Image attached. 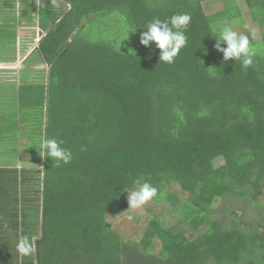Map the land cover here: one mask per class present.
Here are the masks:
<instances>
[{
  "label": "trees",
  "instance_id": "1",
  "mask_svg": "<svg viewBox=\"0 0 264 264\" xmlns=\"http://www.w3.org/2000/svg\"><path fill=\"white\" fill-rule=\"evenodd\" d=\"M17 1L5 22L39 30L28 61L49 70L46 83L25 78L7 111V154L25 167H0V264H264V0H243L250 24L235 0ZM179 13L191 16L187 44L163 64L140 34ZM233 18L256 53L247 70L214 47ZM42 136L62 140L71 161L42 158ZM137 179L158 194L130 209ZM223 199L251 205L256 221L226 225ZM20 235L36 243L22 259Z\"/></svg>",
  "mask_w": 264,
  "mask_h": 264
},
{
  "label": "clouds",
  "instance_id": "2",
  "mask_svg": "<svg viewBox=\"0 0 264 264\" xmlns=\"http://www.w3.org/2000/svg\"><path fill=\"white\" fill-rule=\"evenodd\" d=\"M190 22L191 16L187 13L174 14L164 20L154 17L147 23V30L140 34L139 43L146 48H150V45L154 44L155 48L159 50V62L171 65L180 54L181 49L187 44L185 33ZM222 44L225 47H222ZM214 47L217 52L223 54L224 61H239L244 70L253 65V57L256 53L250 46L249 37L238 33L231 26L224 25L219 29L218 39H216ZM63 143L62 140L42 136L39 141V155L54 161L57 167L61 163L68 164L72 159V152L62 147ZM134 185L135 187L127 191L130 209L140 208L158 194L157 188L146 181L142 182L137 179L134 181ZM35 250L34 238H30L28 235L19 236L16 252L21 259L30 256Z\"/></svg>",
  "mask_w": 264,
  "mask_h": 264
},
{
  "label": "rangeland",
  "instance_id": "3",
  "mask_svg": "<svg viewBox=\"0 0 264 264\" xmlns=\"http://www.w3.org/2000/svg\"><path fill=\"white\" fill-rule=\"evenodd\" d=\"M237 6L240 8V11L242 12V16L244 17L246 24H250L251 23V18L250 15L248 14V10L245 4H243V0H235ZM230 3V0H229ZM231 4V3H230ZM217 4L214 5L212 7V9L214 11H216L217 8ZM233 7V6H231ZM219 9V8H217ZM232 10V8L230 9ZM229 10V11H230ZM220 11V10H218ZM212 13V12H210ZM209 13V14H210ZM17 17V16H15ZM113 19H110L108 25L109 27H112V23H113ZM105 22V21H103ZM223 25H228L231 26L232 28L235 29V31L237 30V28L239 27V19L233 18V19H229L228 22H222ZM100 26H98L96 29V34H100L101 36H106V32L108 29V26H105L103 23L99 24ZM118 25V24H117ZM124 29V25L122 26V24L118 25V27H112L110 29V35L114 36V38H116L117 44L120 46L121 49L123 50H129V38H128V32H126ZM18 38H20V44L22 42V45L20 46L19 50L17 51L16 49L13 48H9V50L5 51V58L6 60L13 58L14 55H18L20 58H23L21 54L25 55V53L28 52H36L37 48L39 47V43L41 41V36H40V32L39 30H27V31H20V34L17 36ZM30 46V48H29ZM29 48V49H27ZM27 49V50H26ZM17 51V52H16ZM7 56V57H6ZM12 56V57H11ZM31 58V57H30ZM14 59V58H13ZM32 61L28 62L26 65H30V63L35 62L36 58L31 59ZM9 64H6L5 66H0L1 68H5L4 71V76L6 77V85H15V87L18 89V87L20 86L21 83H23V79L22 77L24 75H26L27 78V83L32 84H39V83H46L47 81V75H48V70H49V65H47L46 63H43L41 60H39V63L37 66H35L33 69H35L34 71H23L21 69L25 68L26 65L22 64H18L17 65V71L15 69H13L15 66H12L11 64H14L12 61H8ZM17 63V62H16ZM22 67V68H21ZM21 68V69H20ZM20 71H23L22 73V77L18 78L17 75L20 74ZM22 80L21 83L18 82L19 80ZM15 93V92H14ZM12 97H15V95L10 97H6L7 100H12ZM15 106V105H14ZM14 106L10 103L6 104V112L8 111V113H11L12 111H14ZM11 133H8L7 135H5L6 137H11ZM9 146L7 143H5V139H1L0 140V151H4L5 153H8L7 151H9ZM18 160H14L12 165H20L18 168H23L25 167L22 163H18ZM219 215L220 217H224V221L225 224L228 225L232 219L236 218H244L250 222H255L256 221V211L252 208L251 205L245 203V202H241V201H236L234 199H223L219 205ZM264 233V229L261 230Z\"/></svg>",
  "mask_w": 264,
  "mask_h": 264
},
{
  "label": "crops",
  "instance_id": "4",
  "mask_svg": "<svg viewBox=\"0 0 264 264\" xmlns=\"http://www.w3.org/2000/svg\"><path fill=\"white\" fill-rule=\"evenodd\" d=\"M0 1H1L0 2V66H5L6 64H9L8 61H12L14 64H11V65L15 66L13 69L16 70L18 64L20 65L23 62V65H26L28 62H30L28 60H30V57L33 56L35 54V52H28V53H25V55L21 54L23 58H20L18 55L13 54L12 56H14L13 57L14 59L11 58V59L6 60L5 51L6 50L10 51L9 48H13V47L16 50L17 49L19 50L20 46L22 45V42L20 44V40H19L20 38L17 37L20 34V31H27V30H31V29L36 30L37 28L33 27L32 25L27 24V23L16 22V20H18V19L14 20V17L6 23L5 22V20H6L5 14H7V12H8L11 14V16H17L16 18H18L19 14L21 13V11H20L21 6L17 0H14L15 5L11 8H6V6L5 7L2 6L5 4V0H0ZM6 30L13 32L15 34V38H13L12 40L10 39V40L6 41V39H5V31ZM29 48H30V46H29ZM29 48H27V49H29ZM37 50H38V48H37ZM35 66H37V64L30 63V65H26L25 68L21 69L22 68L21 67L20 69L23 71H32V70L34 71L35 69H33V68ZM4 70H5V68L0 67V140L1 139L6 140L5 135H7L9 133L8 130L6 129L7 128L6 104L10 103L14 106L16 103V101H13V100H9L8 102L6 100V93H7L6 84H5V82H6L5 78L6 77L4 76L5 73L1 72ZM23 71H20V74L17 75L18 78L22 77ZM22 78L24 80L25 78L27 79L28 77L26 75H24ZM21 81L22 80L20 79L18 82L21 83ZM25 81H27V80H25ZM12 86H13V92H10L11 96L16 95V93H17V88L15 87V85H12ZM10 95H9V97H10ZM14 109H15V106H14ZM14 160H16V158L14 159V155L9 156V154L5 153L4 151L3 152L0 151V167L12 165ZM18 163H20V162H18Z\"/></svg>",
  "mask_w": 264,
  "mask_h": 264
}]
</instances>
